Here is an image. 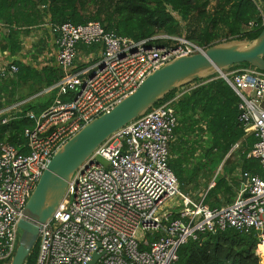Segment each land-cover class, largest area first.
Returning a JSON list of instances; mask_svg holds the SVG:
<instances>
[{"label": "built area", "instance_id": "1", "mask_svg": "<svg viewBox=\"0 0 264 264\" xmlns=\"http://www.w3.org/2000/svg\"><path fill=\"white\" fill-rule=\"evenodd\" d=\"M50 27L62 77L42 95L56 92V97L40 114L28 113L33 126L24 131L26 152L0 138V262L9 264L18 250L22 213L55 154L154 71L205 50L185 37L135 41L106 31L99 22ZM159 39L169 44H153ZM81 45L98 49L78 67ZM17 72L12 65L10 73ZM220 77L240 99L247 134L257 138L248 157L264 167V72L248 66ZM181 95L114 133L76 171L63 201L41 226L37 264H174L190 240L227 229L258 233L256 252L264 264V177L247 174L233 204L221 209L206 206L205 196L195 201L181 191L169 165L178 126L174 104ZM31 100L0 116H15ZM214 186L215 179L210 188Z\"/></svg>", "mask_w": 264, "mask_h": 264}, {"label": "trees", "instance_id": "2", "mask_svg": "<svg viewBox=\"0 0 264 264\" xmlns=\"http://www.w3.org/2000/svg\"><path fill=\"white\" fill-rule=\"evenodd\" d=\"M89 22H99L106 31L135 41L158 36L185 37L207 49L233 39L253 41L258 38L264 28V0H0V24L4 29L0 32L4 41L2 49L12 55L22 50L23 27ZM153 44L168 45L169 41L159 39ZM79 49L89 55L98 48L81 45ZM13 65L18 67L14 76L18 81H35L39 88L34 91L45 85L53 86L62 77L60 68L54 66L38 71L19 61H14ZM248 66L237 65L231 70ZM0 75L9 76L8 72ZM194 84L196 87L182 88L186 92L174 104L178 126L170 143L169 165L184 194L195 201L205 196L206 206L221 209L233 204L247 174L264 177V167L260 160L248 157L257 138L248 135L240 121V99L232 87L220 76ZM178 91L155 107L176 97ZM56 94L25 103L15 116L13 113L1 115V140L26 152L24 131L33 126L28 113L40 114L49 108ZM4 108L5 105L0 104V109ZM5 118H10L6 124L2 123ZM237 144L239 148L227 158ZM234 156L233 163L230 159ZM221 165L225 173L216 176ZM213 179L215 186L210 188ZM258 246L255 231L227 229L202 234L179 249V259L174 264H261L256 252ZM38 254L39 242L31 250L26 264H37Z\"/></svg>", "mask_w": 264, "mask_h": 264}, {"label": "water", "instance_id": "3", "mask_svg": "<svg viewBox=\"0 0 264 264\" xmlns=\"http://www.w3.org/2000/svg\"><path fill=\"white\" fill-rule=\"evenodd\" d=\"M243 64L264 72V28L253 41L233 39L213 45L203 53L168 62L112 110L86 125L55 154L27 202L18 224L22 235L20 246L11 264H26L38 243L41 226L63 201L74 174L110 136L145 116L172 92L196 81L221 76L233 66Z\"/></svg>", "mask_w": 264, "mask_h": 264}, {"label": "crops", "instance_id": "4", "mask_svg": "<svg viewBox=\"0 0 264 264\" xmlns=\"http://www.w3.org/2000/svg\"><path fill=\"white\" fill-rule=\"evenodd\" d=\"M0 24V32H4L3 27ZM20 41L22 43V50L16 55L10 54L9 51H4L2 45L4 44L3 38L0 35V74L1 72H8V77H1L0 75V104L5 105L4 109H0V112L6 111L12 106L32 99L29 102H37L40 99L48 96L49 94H43L47 88L51 86H43V89L39 91H34L38 85L35 84V81L30 79L29 81H18L10 73L9 65H13L14 61H19L25 66H31L36 68L38 71H44L45 68L49 66H54L59 68L56 62L57 55V45L55 43L56 37L53 34L51 27L49 25H41L36 27H23L21 29ZM80 59L87 56L85 53L81 52ZM27 85L30 87L31 93L27 96H20L19 89L20 86ZM196 87V86H195ZM39 88V87H38ZM52 94V93H51ZM23 99L22 101H19ZM12 102V103H11ZM11 103L10 105H6ZM239 170V169H238ZM214 180V179H213ZM246 179L244 180L245 184ZM243 186V185H242ZM242 189V187H241ZM240 189V190H241ZM239 190V191H240ZM237 192V195L239 193ZM237 198V196H236Z\"/></svg>", "mask_w": 264, "mask_h": 264}, {"label": "rangeland", "instance_id": "5", "mask_svg": "<svg viewBox=\"0 0 264 264\" xmlns=\"http://www.w3.org/2000/svg\"><path fill=\"white\" fill-rule=\"evenodd\" d=\"M84 63V61H83V59H80V60H78L77 61V66L78 67H80L82 64ZM197 84H192V85H189L188 86V88H186V89H189L191 86H196ZM192 88V87H191ZM184 92H186V91H184V90H182V89H180L179 91H178V93H177V95L178 94H183ZM31 93V91H30V87L29 86H27V85H22V86H20V89H19V95L20 96H27V95H29ZM231 154H232V152H231ZM233 163H234V161H236V156H234V157H232L231 159H230ZM232 163V164H233ZM231 164V163H230ZM230 164L229 165H227L225 168H226V172L227 171H229V167H230ZM219 170V169H218ZM225 170L224 169H222V171L220 172V173H223ZM218 172V171H217ZM219 173V174H220ZM225 173V172H224ZM217 174V173H216ZM218 176V175H217ZM21 232L19 233V242H18V248H19V246H20V242H21ZM11 264V263H10Z\"/></svg>", "mask_w": 264, "mask_h": 264}]
</instances>
